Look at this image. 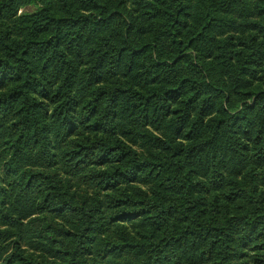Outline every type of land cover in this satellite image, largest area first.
Segmentation results:
<instances>
[{
	"label": "trees",
	"instance_id": "obj_1",
	"mask_svg": "<svg viewBox=\"0 0 264 264\" xmlns=\"http://www.w3.org/2000/svg\"><path fill=\"white\" fill-rule=\"evenodd\" d=\"M0 264H264V0H0Z\"/></svg>",
	"mask_w": 264,
	"mask_h": 264
},
{
	"label": "rangeland",
	"instance_id": "obj_2",
	"mask_svg": "<svg viewBox=\"0 0 264 264\" xmlns=\"http://www.w3.org/2000/svg\"><path fill=\"white\" fill-rule=\"evenodd\" d=\"M35 10V6L34 5H29V6H26V7H22L20 10H19V13H25V12H32Z\"/></svg>",
	"mask_w": 264,
	"mask_h": 264
}]
</instances>
